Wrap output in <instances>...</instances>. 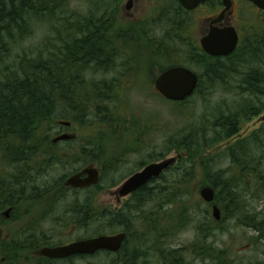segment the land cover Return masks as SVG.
<instances>
[{
	"label": "rangeland",
	"instance_id": "rangeland-1",
	"mask_svg": "<svg viewBox=\"0 0 264 264\" xmlns=\"http://www.w3.org/2000/svg\"><path fill=\"white\" fill-rule=\"evenodd\" d=\"M166 1L135 0V3L130 7L133 16L129 18L124 14V6L127 0H117L115 3L113 2L117 5L114 11L117 20L115 22H120L119 28L123 29L125 22L132 25L137 21L141 22V19L149 18L146 21L148 22L146 33L149 38L159 43L160 46H169L170 52L172 51L171 55H174L176 60L181 62L185 60L189 63L190 59H194L195 61L192 60V62H196L195 54L191 50L192 44L198 43L199 27L205 23V17L212 12L206 11V8H200L188 15H171L168 13L166 19L165 15L160 17V10L164 8ZM61 3L65 6V10L61 9L64 6H60L56 9L53 19L48 18V20L31 25L30 33L23 37L19 45L11 47L13 54L20 53L22 48L29 47H38L43 50L44 45L45 49L47 46L51 49L44 51L43 58L49 57L48 52H54L53 50H56L61 41L69 42L70 38L75 39L78 35V28L69 30V24L77 25L79 22L84 24L86 19L92 22L98 17L103 20L105 15L102 14V9H111L108 7L111 2L106 3L102 0H63ZM244 8L246 9L244 14H249L250 8L248 9L246 6ZM168 10L171 11V8ZM172 18L179 22L177 27L174 23L172 24ZM155 19H159L162 24L153 25ZM65 20L68 23L66 26ZM254 22L251 18L247 23L254 24ZM118 32L120 33L117 35L122 39L128 37V35H120V30ZM119 36L117 39H120ZM54 46L56 47L54 48ZM115 46L113 48L114 54L109 57V64L112 69L110 74L107 75L106 73L102 76L97 69L91 66L90 69L87 68V70L82 71L81 75L89 83H92L93 81L98 82L97 80L104 76L105 79H110V76L125 72V77H121L123 79L114 81V83L123 86L124 89L115 94V102L109 99L104 100L107 112L103 114V117L112 118L115 124L118 122L126 126L128 124L127 127L132 122V130L136 129L135 131L139 133L140 137H137L138 143H131V138L136 135L132 130H122L123 128L116 124L115 132H112L106 126V132L103 135L129 136L124 138L126 141L123 144L130 146V148L123 162L119 164L116 173L117 180L126 176L128 172L136 170L141 162H154L165 157L176 156L179 152L171 145V142H174V136L178 141H181L185 136L189 137L188 144H193L192 148L194 147L192 157L186 156L185 152L181 151L182 161L176 164L177 168L162 173V180L150 185V195L140 201L139 204L132 200L122 206V203L129 197L118 198L114 193L116 187L98 194L95 202H92L91 210L85 207L81 213L83 217L90 219L82 228L79 227L78 223L73 222L75 221L74 215L69 214L70 212L67 213L74 206L80 208L88 204L82 196L80 198L78 195L74 196L79 199L74 202L69 195L60 194L53 204L46 207L47 201L45 199L30 202L26 201L23 194L22 200L17 201L10 218L0 220V229L2 230L0 258L7 253L5 255H8V259L5 264H39L40 261H38L35 252L46 242L66 243L86 233L92 234L97 226L102 229H109L110 232H120L123 230V226L120 228L117 226L121 223H117L115 226L108 224L106 220H91L93 216L99 217L100 212L104 215L106 210L116 209L117 215L122 210L126 214L125 216L129 218L130 234L122 252L112 254L102 251L85 259L73 258L68 261H54L50 264H172L176 256L180 255H182L181 259L184 264H264V96L256 97L255 94L245 91L241 72L246 67L239 60L234 65V71L231 74L232 79L225 75V78H221L219 83L217 81L212 82L213 88H200L184 102L176 104L175 101H169L158 96L152 82L146 78L145 69L149 64L148 56H150V52L153 53L150 46H141V57L139 55L138 61L133 60L131 62H129V58L133 48L124 45L121 47L117 42H115ZM252 46L242 43L241 50H249ZM255 46L259 48V45ZM169 61L172 60H162L159 63L165 64ZM188 63H186L187 66L192 70L202 72V68L196 66L197 63ZM161 70L155 69V66L152 65L151 75L148 77H152L154 74L158 75ZM131 71L133 72L131 73ZM239 80H241V84L237 83ZM204 82L206 83V81ZM129 84L130 88L128 89ZM75 95H77L78 100L83 98L81 93ZM243 105L245 106L243 107ZM247 107L255 109V115L251 113L253 109L242 113V110ZM234 112H239V117L237 116L238 132L233 136L214 142L204 149L207 142L212 139L217 140L223 134L219 135L218 132L222 127H219V123L216 122H220V118L231 116ZM124 116L127 118H122ZM84 117L87 120L86 123L79 120L78 116L71 118V126L68 132L85 137L101 132L104 125L100 123L101 118L96 115L92 107L90 110H86ZM246 117L249 118L245 119ZM118 119H128L129 122L116 121ZM54 126L53 122H42L39 126V132L48 134L46 136H52L53 131L58 129ZM149 127L150 130L148 131ZM137 128H140L141 132ZM199 132L205 137L201 138L202 140H196L195 143L192 142L193 137L188 134L194 133L196 135ZM40 136L44 138V135ZM38 138L39 136L36 137V139ZM204 138L207 140L204 141ZM242 143L244 151L246 150L248 153L249 161L244 158L248 161L246 162L247 166L242 167V176H239L237 173L239 171L238 163L233 162V160H237L235 157L232 160L227 152L230 147L236 144L242 146ZM123 144L121 143V145ZM85 151L87 149L83 152ZM82 153L74 155L72 162L76 157L81 158ZM109 156V154H105L103 158L111 160L113 157L110 159ZM50 157L53 163H51L50 158L47 159L43 155L42 151L32 152L28 162L24 164L21 159L7 162L4 156H0V159L3 160L1 162L3 164L1 174L7 180L16 170L25 169L27 171L26 178H28V168L30 167L33 169L35 180L39 183L47 182L49 184L58 182L70 171V168L75 167L67 162L60 152L55 156L50 154ZM204 159H210V161L202 166L201 162ZM62 160L66 162V166ZM253 165L255 168H252ZM218 171L222 175L221 173L216 175ZM215 172L216 174H214ZM250 175L252 178H249ZM224 177H228L229 180L232 179L234 183H237L238 188L236 190L240 197L236 200L230 217L227 215L222 222H209L205 225L212 231L207 233L205 229L203 230L206 211L210 212L209 215L212 219L214 218L211 214V203L202 200L200 189L211 185L213 182L220 183L221 178ZM239 177L244 180L247 178V183L245 184ZM225 180L227 179L225 178ZM234 183L232 182V185ZM225 202L221 203L225 205ZM221 203L219 205L222 208ZM183 214L185 215L184 218L182 217ZM89 215L91 218L88 217ZM118 218H115L116 222L118 220L121 222L120 217ZM202 230L207 233L205 236H203ZM14 241L20 247V251L8 254L7 251L13 247ZM201 245L212 247L211 252L215 253L222 250L223 253H219V256L214 254L215 257L208 259L206 256H202L200 251L195 253V250L199 248L197 246Z\"/></svg>",
	"mask_w": 264,
	"mask_h": 264
},
{
	"label": "trees",
	"instance_id": "trees-1",
	"mask_svg": "<svg viewBox=\"0 0 264 264\" xmlns=\"http://www.w3.org/2000/svg\"><path fill=\"white\" fill-rule=\"evenodd\" d=\"M61 1L63 0H0V152L2 151L4 153L3 156L7 162L18 161L21 159L22 163L26 164L28 162L27 160L29 155L32 152L42 151L43 155L47 159L50 158L51 163H53L50 154L55 156L62 149L58 147V144L51 145L48 143L49 136H46L48 134H41L39 132L40 124L42 122H53V124L56 125L54 127H60L58 124L59 121L66 119L71 121V118H77V116L79 117V120L86 123L87 120L84 116L86 110H90L91 107L96 112V115L100 116V123L104 125L101 129V132H98L97 134L103 135L106 132V126H108L112 132H115L116 124H119L123 128L122 130H132L133 123L131 121V125L127 127L128 124L127 126L125 124L122 125L119 122L115 124L113 123L112 118L103 117V114L107 112V109H105L104 100L109 99L115 102V94H108L99 91L97 89L100 86L99 81H93L92 83H89L88 80L84 79L81 75L83 73L82 71L87 70V68L90 69L91 66L97 70L103 69L108 71L111 69L109 64V57H111L108 51L109 47L104 46L103 43L111 38V36L108 35L110 28L109 18L112 14L111 12L117 8V5L113 4V2L115 3L117 0H102L106 1V3L110 1L112 6L109 4L108 7H111L110 10L102 9V14L105 15V17L100 22V26L97 23L98 21L95 19H93V21L91 20L92 22L86 19L84 24H81L80 22L77 23V25L69 24V30L78 28V35L75 37V39L70 38L69 42L61 41L56 50H53L54 52H48L49 57L43 58L44 51L51 49V47L48 46L47 49H45L44 45L43 50L38 47H29L25 49L22 48L20 53L13 54L11 52V47L19 45V42H21L23 37L30 33L34 23L48 20V18H54L56 9L60 8V6H64ZM207 3L211 5V7H214L218 5L219 0H207ZM170 8L171 11L168 10V7L165 9L162 8L160 10V17L165 15L167 19L168 13L171 15L183 14L182 8L178 4L177 0L170 2ZM61 9L65 10V6L64 8L61 7ZM171 21L172 24L174 23L177 27V19L173 20L172 18ZM64 24L65 26L68 24L66 20ZM152 24L161 25L162 23L159 21V19H155ZM146 26H148V22L147 24L146 22H140L139 26L134 25L133 30L128 32V37L126 38L128 46L133 48L129 62L133 60L138 61L139 55L141 57L142 54L140 52L141 46H150L153 50V53L150 52V56H148L150 73L152 65L155 66V69L164 70V68H166L170 62L162 64L159 63L160 61L167 59L174 61L177 60L174 58V55H171L172 51L170 52L169 46H160L159 43H156L153 39L147 36ZM98 29L102 32L100 37L101 42L97 41V39L95 41L94 35H96ZM60 39L62 40L61 36ZM245 43L253 46L249 50L240 49L234 53L231 58H225L222 60V62H218V60H216L214 64H210L209 61L205 59V53L197 47V44L193 45L191 43V50L195 54L194 56L196 57V62H192L194 59H190L189 63H197L196 66L198 68H202L204 81H207L206 83L204 82V85L206 86L211 84L213 88L212 82L217 81L219 83V80L221 78L224 79L225 75L228 77L230 76L229 78L232 79L233 76H231V74L232 71H234V65L237 64L239 60H241V64L246 67L243 72H241L242 84L245 85V91L255 94L256 97L259 95L264 96V40L262 39L260 41H253L252 39L251 42L248 41ZM254 44L259 45V48H257ZM55 47L56 46H54V48ZM134 48L139 49L135 50ZM184 61L183 63H188L187 61ZM130 64L132 65V63ZM256 65L258 66L255 67ZM136 72L137 70L135 73ZM237 83L241 84V80L237 81ZM80 93L82 94L81 97L83 98L78 100V97L75 94ZM184 101L185 100L180 102ZM180 102L175 103L179 104ZM244 106L245 105H243V107ZM249 109L253 108H244L242 113H245ZM251 113L255 115V109H253ZM238 115L239 112H234L231 114V116L220 118V122L217 121L216 123H219V127H222L218 133H220L219 135L223 133V136L221 135V137L217 140L212 139L207 142L205 144L206 146H204V149L209 147L210 144L214 142L235 135L238 132ZM122 118L127 117L124 116ZM248 118L249 117H246L245 119ZM120 120L121 119H118L116 121ZM127 120L128 119H123L121 121L127 123L129 122ZM88 123H90V121H88ZM135 130H132V132L136 134L134 138H139L140 135ZM137 130L140 131V128H137ZM149 130L150 127L148 128V131ZM53 132L54 135L58 134V131ZM40 135H44V138ZM188 135L193 137V140H191L194 143L196 140H202L201 138L205 137L200 132L196 135L194 133ZM37 136H39L38 139H36ZM173 140L174 142H171V145L174 149L178 150L179 153L177 154V162L171 166L169 170L177 168L176 164L179 161H182L180 156L181 151L185 152L186 156L192 157V150L194 148H192L193 144H188V136L183 137L181 141H178L174 136ZM206 140L207 139L204 141ZM135 143H138L136 139ZM243 143L242 146H239L240 144H236L235 146L230 147L229 151L227 152L232 160L233 157H235L237 160H233V162L236 164L238 163L237 165L239 166V171H237V173L239 176H242L241 169L242 167L247 166L246 162L249 161L247 157L248 153L243 149ZM44 145H47V147H44ZM87 151L89 150L87 149ZM82 154L83 156L81 157V161H86L89 159L90 156L86 153V151ZM244 158L248 161H246ZM209 161L210 159H204L201 162L202 166H205ZM62 163L66 166V162L64 160H62ZM23 167L25 168L26 166ZM252 168H255V165H253ZM20 172L22 183L30 182V180H27L26 178L27 171L24 169ZM220 173L221 172L218 171L217 174L216 172L214 174L219 175ZM13 175L14 174H12L9 179H5L6 182L0 180L1 187L5 189L10 188L11 186L8 183L9 181L13 182ZM251 176L252 175H250L249 178H252ZM61 178L63 179L64 177ZM225 178L227 180H225ZM239 178L245 184L247 183V178L245 180L241 179V177ZM231 180H229L228 177H224L223 179L221 178L220 183L213 182L211 185H209L214 189L215 198L213 203H216L220 208L221 218L219 221H215L210 217V212L206 211V221L203 223V230L205 229V232L207 233L212 231L210 230L211 228H208L205 225H207L209 222H222L224 217L226 218L227 215H231V211L232 209L234 210L236 205V200L240 197L236 190L238 188V186H236L237 183H234L232 180V182L235 184L232 185ZM31 182H34V180ZM151 184L153 183H150V185ZM150 185L139 190L136 194L137 198L133 200V202H137L139 204L140 201L148 197L151 190ZM223 201H226L225 205L221 203ZM219 203L222 204V208ZM88 205L89 206L85 207L91 208L92 203L89 202ZM104 213L106 214L102 215V212H100L99 217L93 216V218H91L90 215L88 217H90L93 221H100L101 219L106 220L108 224L110 223L115 226L117 223H121L119 226H117L119 228L123 226V230L120 231L127 232L128 235L130 234V226L128 223L129 218L128 216H125L126 214H124L122 210L117 216H114L111 210H106ZM74 216L77 219L75 220V223H78L80 228H82L83 225L90 220L89 218L85 216L83 217V215L80 216L77 213ZM184 216L185 215L183 214L182 217L184 218ZM116 217L117 219L120 217V220L123 222H119V220L116 222ZM203 230L202 233L204 234L203 236H205L207 233L203 232ZM110 231L111 230L109 229H102L100 226H97L94 228L92 234L114 233ZM87 235H89V233L84 234L83 237ZM50 243L52 242H46L45 244L50 245ZM53 244L56 243L53 242ZM197 247L199 248L195 250V253L200 251L202 252L201 255L206 256L208 259L215 257L216 255L214 254L219 256V253H223L222 250L215 253L211 252L213 248L207 247L205 245ZM19 249L20 247L13 245V247L8 249L7 252L8 254L14 251L18 252L20 251ZM5 254H3L1 257H3L6 262L8 255ZM181 257L182 255L176 256L172 264H182L183 260ZM38 261H40L39 264L44 263L40 260V258H38Z\"/></svg>",
	"mask_w": 264,
	"mask_h": 264
},
{
	"label": "flooded vegetation",
	"instance_id": "flooded-vegetation-1",
	"mask_svg": "<svg viewBox=\"0 0 264 264\" xmlns=\"http://www.w3.org/2000/svg\"><path fill=\"white\" fill-rule=\"evenodd\" d=\"M172 1H174V0H167L164 4L163 9H165L166 7L170 8V2H172ZM134 3H135V0H131L130 7ZM245 6L248 7V9L250 8L249 14H244V13H246V9L245 8L243 9V7H245ZM130 7L126 8V5L124 6V10H125L124 14L126 17H129V18L133 16L132 12H130ZM181 8H182L183 14H187V15L192 11L199 10L200 8H203V9L206 8V11L212 12V14L205 17V19H204L205 23H203L201 25V27H199V33L200 34H199L198 43H197V47L205 53L206 56H204V57L207 61H209L210 64H214L216 60H218V62H222V60L225 58H231L234 53H236L237 51H239L241 49L242 43H245L248 41L251 42L252 39H253V41H260L262 39L264 40V9L255 6L250 1H247V0H231V3H230L228 8H225V6L222 3V0H219L218 5H216L214 7H211V5H209L207 3V1H205L201 4H199L197 7H195L192 10H186L183 7H181ZM114 11L112 12V14L109 18L110 28H109L108 35H110L111 38H109L108 40H106L103 43L104 46L109 47L108 51H109L110 56L112 54H114L113 48L116 47L115 42H117L121 47H123V45L128 46V42L126 39L127 37H124L125 39H122V37L117 35L118 33H120L118 31L119 30L121 31L120 35L127 36L128 32H131L133 30L134 25L139 26V24H140V21H137L136 23H133L132 25H129L128 22H125V23H123V24H125L124 28L121 29V28H119L120 22L116 23L117 22L116 17H115L116 12H114ZM245 15L248 17H246ZM251 18L253 19V22L255 21L254 24H248L247 23ZM95 20L98 21L97 23L100 26V22L102 21L101 17L95 18ZM141 20H142L141 22H146L147 20H149V18L141 19ZM177 23L179 25V22H177ZM146 24H147V22H146ZM111 32H112V34H110ZM231 32L232 33L234 32L236 34V45H235V48L233 49V51L231 53H229L228 55L214 56V55L208 54L207 52H205L203 50V48L201 46V40L202 39L211 38L213 35L216 34L215 36H217V35L225 36V37H227L226 39L228 41H230ZM101 33H102L101 30L98 29L96 32V35H94L95 41L97 39V41L101 42V39H100ZM118 36L120 37V39H117ZM172 61H174V60H172ZM169 62L170 63H168V66L164 69H167V68H170L173 66H183V67L191 69L190 67L187 66L186 63H183V62L178 61V60L174 61V62H171V61H169ZM149 67H150V65L148 64L146 66V69H145L146 70L145 71L146 78L149 79L153 84L154 78H156L161 72L158 75L154 74V76L152 75V77H148L151 75ZM133 68H134V66H133ZM111 70L112 69H109L108 71L103 70V69H99L98 73H100L102 76L106 75V73L108 75V74H110ZM192 71L197 75V83H196V87H195L193 93H195L200 88H203V89L212 88L211 84L206 85V86L204 85L203 72L200 73L198 71H194V70H192ZM131 73H132V71H131ZM104 77L97 80L100 83V86L97 88L99 91H102V92L108 93V94H118L120 90L124 89L123 86H120V85L114 83V81L119 80V79L120 80L123 79L121 77H125V72L110 76V79H105ZM132 83H135V81H132ZM127 88L128 89L130 88V84ZM155 93L158 94L157 90H155ZM64 122H65V124L60 125L61 130L63 132L69 133L71 138L64 140V141H60V142L57 141L56 142V141L52 140L54 137V135H52V136H49V142L48 143L51 145H53V144L57 145L58 144V147H60L62 149V150H60V152L63 154L64 159L65 160L67 159V162H70L75 167L70 168L69 174L66 177H64L63 179L60 178L58 182L49 183V184L47 182L46 183H44V182L39 183L37 180H35V177H33L34 176L33 169L30 167L28 168L29 177L27 178V180H30V182L22 183V179L20 176L21 172L16 170L14 172V175L12 176L13 182L9 181V183H8L11 186L10 188L5 189V188L1 187V185H0V220L10 218L11 214L15 210L17 201L20 202L22 200L23 194L26 197V201H30V202L40 201L42 199H45L47 201L46 207L53 204L54 201L57 199V197L60 194L69 195L74 202L79 200L78 198H80V196H82L84 198V200H86L89 204V202H91V203L95 202V199L98 196V194H101L105 190L109 191L112 188L116 187L114 190V193L118 196V198L119 197H125V196L129 197L126 201H124L122 203V206H124L128 202L135 200L137 198L136 194L138 193L139 190L143 189V187L149 186L150 183H157V181L161 180V178L163 177V174H160L158 177L152 178L147 183H145L144 185L138 187L135 191H133V192H131L125 196H121L118 193V188L121 186V184L127 178H129L135 172L141 170L145 165L149 164L150 162H148V163L141 162V164L138 165L136 170H134L133 172H131V171L128 172V174L126 176L117 180L118 178H116V173H117L119 164L121 162H123V159L126 157L127 153L129 152L128 148H130L129 146H125V144H123L126 141V140H124V138H127L129 136H121V135L109 136V135H101V134H96L93 136H86V137L85 136H79V135H76L74 133L68 132L69 128L71 126L70 120H65ZM131 139H132L131 143L135 142V139H136V141L139 142L138 138L132 137ZM121 143L123 145H121ZM44 147H47V145H44ZM85 149L89 150V151H86V153L90 156L89 159L86 161H81L82 160L81 158L76 157L75 160L72 162L73 156L82 153ZM105 154H109L110 159H111V157H113V158L111 160H109V159L106 160L105 158H103V156ZM3 155H4V153L1 151L0 156H3ZM112 160H117V161H112ZM2 161L3 160L0 159V180L5 181V179L3 178V174H1V170H3V166H2L3 164L1 163ZM117 162H119V163H117ZM169 168L167 170H169ZM84 169H89V170H92L94 172H90V173L85 172V173L81 174V176L79 178L82 179V178H85L88 176L95 175L98 177L97 183L92 184V185H88L86 187L71 186V185H67L65 183V180L67 179L68 176H71L73 174H78ZM33 180H34V182H31ZM76 195H78V198L74 197ZM133 197H135V199H132ZM6 198H8V199H6ZM88 204L86 206H89ZM84 208H85V206L80 207V208L74 206L67 213L70 212L69 214L73 213V215H75L77 213L81 216L82 215L81 213L83 212V210H85ZM89 209L91 210L90 207H89ZM111 211L113 214L115 213L114 216H116L118 214V211L116 209H112ZM73 219L77 220L75 218V216ZM73 222L75 223V221H73ZM115 233H117V232H115ZM115 233H107V235L115 234ZM125 233H126V236H125L124 240L122 241L121 246L119 247L118 250L111 251V252L105 251V252L112 253V254H118V253L122 252L124 250V245L126 244V240L128 237L127 232H125ZM98 235H100V234H95V235L89 234L85 237H83V235H81V236H79V237H77L71 241L96 237ZM1 236H2V230L0 229V237ZM71 241H69V242H71ZM69 242H66V243H69ZM62 244H65V243H56V244H53L51 246L62 245ZM15 245H17L16 241H14V246ZM43 246H45V245H41V247H43ZM99 252H102V250H97L96 252H94L92 254L71 255V256H68L65 258H48V257L40 255V260L44 263H51L54 261H61V260L68 261V260H71L73 258L85 259V258L90 257L92 255H95ZM0 264H2V263H0ZM3 264H5V263H3ZM260 264H263V263H260Z\"/></svg>",
	"mask_w": 264,
	"mask_h": 264
},
{
	"label": "water",
	"instance_id": "water-1",
	"mask_svg": "<svg viewBox=\"0 0 264 264\" xmlns=\"http://www.w3.org/2000/svg\"><path fill=\"white\" fill-rule=\"evenodd\" d=\"M206 0H178L181 6L186 10L197 7ZM255 6L264 9V0H247ZM225 8H228L231 0H222ZM131 0L126 3L129 8ZM216 35V34H215ZM201 40V46L208 54L219 56L228 55L233 51L236 45V34L231 32L230 41L225 36H215ZM197 83V75L190 69L183 66H173L161 72L155 79L154 85L157 92L165 99L170 101H183L191 96ZM68 138L67 135H61L58 139ZM176 161V157L164 158L160 161L151 162L145 165L141 170L135 172L127 178L118 188V193L125 196L138 187L147 183L150 179L158 177ZM92 170L86 169L84 172ZM79 174L73 175L67 179V183L72 186L83 187L97 182V176L92 175L84 179L79 178ZM214 189L211 186H204L200 189V196L205 202L214 200ZM212 216L219 220L221 213L216 204L212 205ZM125 233L118 232L115 234H100L96 237L79 239L67 244L56 245L52 247H43L40 250L42 256L48 258H65L71 255L92 254L97 250L116 251L121 246L125 238Z\"/></svg>",
	"mask_w": 264,
	"mask_h": 264
},
{
	"label": "bare ground",
	"instance_id": "bare-ground-1",
	"mask_svg": "<svg viewBox=\"0 0 264 264\" xmlns=\"http://www.w3.org/2000/svg\"><path fill=\"white\" fill-rule=\"evenodd\" d=\"M168 69V68H167ZM164 70H166V69H164ZM164 70H162L161 72H163ZM155 79L156 78H154V81H155ZM154 81H153V86H154V88H155V85H154ZM155 90H156V88H155ZM158 96H160L161 98H164L162 95H160L159 93L157 94ZM165 99V98H164ZM167 100V99H166ZM65 120H63V121H59L58 122V124H59V126L60 125H63V124H65V122H64ZM56 126V125H55ZM57 128L60 130H55V132L56 131H58V134H53L54 135V137H53V139L52 140H54V141H58V142H60V141H64V140H67V139H70L71 138V136L69 135V133H66V132H63L62 130H61V126L60 127H58L57 126ZM67 135L68 136V138H65V139H58V137L59 136H61V135ZM84 170H86V169H84ZM84 170H82L80 173H78L80 176H81V174H83V173H85L84 172ZM70 172V171H69ZM69 172L67 173V174H65L63 177H66L68 174H69ZM86 173H88V171H86ZM73 175H76V174H73ZM73 175H71V176H73ZM71 176H68L67 177V179L68 178H70ZM79 176V177H80ZM89 177V176H88ZM85 178H87V177H85ZM98 178V177H97ZM67 179L65 180V183L67 184V185H69L68 183H67ZM82 179H84V178H82ZM97 181H98V179H97ZM97 183V182H96ZM95 184V183H94ZM89 185H92V184H89ZM72 186V185H71ZM86 186H88V185H86ZM86 186H83V187H86ZM77 187H79V186H77ZM4 211V210H3ZM6 211V210H5ZM3 220H5V219H3ZM120 232H123V231H120ZM123 233H125V232H123ZM125 235H126V233H125ZM43 245H45V246H43V247H52L51 245H53V242L52 243H50V245H48V244H43ZM43 247H40L39 248V250L38 251H36L35 253H36V255L38 256V258H40V250H41V248H43ZM0 263H5V260H4V258L3 257H1L0 258Z\"/></svg>",
	"mask_w": 264,
	"mask_h": 264
}]
</instances>
